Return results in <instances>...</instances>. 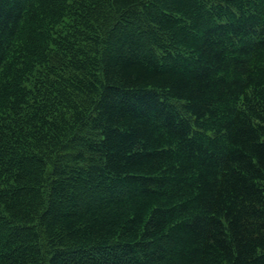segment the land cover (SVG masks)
Returning a JSON list of instances; mask_svg holds the SVG:
<instances>
[{"label":"trees","instance_id":"16d2710c","mask_svg":"<svg viewBox=\"0 0 264 264\" xmlns=\"http://www.w3.org/2000/svg\"><path fill=\"white\" fill-rule=\"evenodd\" d=\"M0 264H264V0H0Z\"/></svg>","mask_w":264,"mask_h":264}]
</instances>
